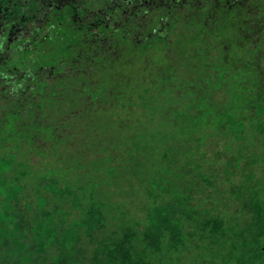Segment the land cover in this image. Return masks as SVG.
<instances>
[{"label":"trees","instance_id":"16d2710c","mask_svg":"<svg viewBox=\"0 0 264 264\" xmlns=\"http://www.w3.org/2000/svg\"><path fill=\"white\" fill-rule=\"evenodd\" d=\"M7 130L0 264H264V0H0ZM36 138L117 204L28 200Z\"/></svg>","mask_w":264,"mask_h":264},{"label":"rangeland","instance_id":"374dc122","mask_svg":"<svg viewBox=\"0 0 264 264\" xmlns=\"http://www.w3.org/2000/svg\"><path fill=\"white\" fill-rule=\"evenodd\" d=\"M9 132V130L4 132L0 131V133H5L6 135H9ZM41 143L42 142L36 138L31 146H24L20 151L18 150L16 141L12 140L9 144V149H16L18 151L20 157L18 163H21L23 169L27 172V176L23 179V183L27 185L26 196H28V200H32V198L37 199L38 192L40 191V184H43V181L49 182L48 180L52 178L57 180L60 187L72 190L76 197L81 198L85 196L82 199L84 207H99L101 203H104V200H110V202L114 204L116 200L110 199L109 196L111 191L115 190L117 193L119 191L122 193L123 190L127 188L126 182L118 181L117 178L114 179L107 175L105 169H102L103 164L95 163V166L91 167L86 174L81 175L76 167L84 162L80 160L74 162L67 161L62 154L44 148ZM213 145V141L208 140L206 147L211 151ZM86 178L89 179V182L81 184V179ZM55 200L61 204L58 199ZM61 206L64 208L65 205L61 204ZM192 241L194 244V240ZM87 245H89L88 252H92L97 246L95 243L90 244L89 242H87Z\"/></svg>","mask_w":264,"mask_h":264}]
</instances>
